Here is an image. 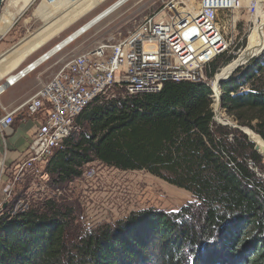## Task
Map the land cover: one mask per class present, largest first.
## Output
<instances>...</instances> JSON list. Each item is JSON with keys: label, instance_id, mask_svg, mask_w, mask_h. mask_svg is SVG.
<instances>
[{"label": "trees", "instance_id": "16d2710c", "mask_svg": "<svg viewBox=\"0 0 264 264\" xmlns=\"http://www.w3.org/2000/svg\"><path fill=\"white\" fill-rule=\"evenodd\" d=\"M210 94L203 82H166L155 93L99 98L46 166L62 183L93 160L145 170L194 201L94 227L54 200L3 212L0 264H264V180L252 168L261 172L264 149L213 122ZM221 107L264 143V56L221 83Z\"/></svg>", "mask_w": 264, "mask_h": 264}, {"label": "built area", "instance_id": "2783aa9c", "mask_svg": "<svg viewBox=\"0 0 264 264\" xmlns=\"http://www.w3.org/2000/svg\"><path fill=\"white\" fill-rule=\"evenodd\" d=\"M177 2L178 6L170 2L146 16L125 38L73 56L20 105L10 110L0 105V137L19 112L34 124L23 156L8 158L4 145L0 191H12V179L23 176L45 179L49 158L77 131V117L93 101L111 97L108 91L113 87L125 95H137L158 92L166 82H208L214 121L224 124L227 117L221 108L220 86L214 77H208L206 69L218 55L228 57L236 46V15L245 12L253 17L260 2L192 0V9L181 0ZM59 43L15 72L0 73V95L66 46ZM239 53L234 52L232 60ZM4 205L0 201V215Z\"/></svg>", "mask_w": 264, "mask_h": 264}, {"label": "rangeland", "instance_id": "374dc122", "mask_svg": "<svg viewBox=\"0 0 264 264\" xmlns=\"http://www.w3.org/2000/svg\"><path fill=\"white\" fill-rule=\"evenodd\" d=\"M7 1L3 0L0 13L4 10ZM115 1L30 0L19 11L14 8L12 12L16 16H13L12 23L6 30L1 31L0 29V73L5 74L12 69L15 72L22 68L41 53L82 27ZM177 1L180 0L125 1L73 39L34 72L29 73L14 85L7 86L0 95V105L6 107L7 110L20 105L73 56L91 51L99 45H110L125 38L142 23L146 16L157 13L170 2L175 3ZM181 1L185 4H193L192 0ZM236 18L237 29L233 32L236 37V46L232 51L230 50L228 57H219L213 65L211 64L206 69L209 78H213L224 65L237 61L248 45L256 41L252 17L245 12H239ZM234 52L240 53L237 56L235 55V59L232 60ZM263 56L264 48L248 59L247 62L244 61L245 64L241 67L238 66L237 69L241 72L245 71L251 62L259 61ZM227 59L229 61L224 64ZM204 83L210 85L208 82V84ZM219 90L221 91V87H219ZM244 91H247V89H244ZM108 93L111 97H114V95L116 97L126 96L118 87H113ZM211 103L212 99L210 102L212 120L215 124H218L214 121L216 112L213 110ZM222 112L223 116L227 117L223 120V125L239 129L240 126L236 124L232 116L225 110ZM23 115V112L17 113V118L11 126V130L7 129L0 137V156L7 136L14 133L16 125ZM31 128L34 129V124ZM245 131L248 136L249 132L255 134L254 131L247 129ZM29 133L26 135V140ZM255 135L259 138L258 134ZM259 141H261L260 138ZM253 144L255 146L254 142ZM255 148L257 149L256 146ZM9 155L17 157L23 156V153ZM262 165L261 172L255 167L252 168L264 180V157L262 158ZM12 182V191H0V201L5 203L1 207L2 213L14 214L39 207L42 204L46 205L48 200H54L63 207H73L78 222L85 227L114 223L116 220L125 218L132 211L148 208L176 211L187 202L194 201V196L190 191L170 184L145 170H120L98 160L84 164L80 176L65 183L56 182L50 174L45 179H33L27 175L23 178H17L15 181L12 179Z\"/></svg>", "mask_w": 264, "mask_h": 264}, {"label": "bare ground", "instance_id": "6f19581e", "mask_svg": "<svg viewBox=\"0 0 264 264\" xmlns=\"http://www.w3.org/2000/svg\"><path fill=\"white\" fill-rule=\"evenodd\" d=\"M127 0H116L113 4L105 8L99 14H97L94 18L86 22L82 27L78 28L63 40L60 41L59 45H67L71 40L77 38L80 34H82L86 29L90 28L92 25L97 23L99 20L107 16L109 13L114 11L119 5L124 3ZM259 6L257 7L256 14L251 18L253 23V29L256 35V41L253 44H249L247 49L243 51L242 55L237 61L229 62L219 69V71L214 75V82L221 87V83L226 81L233 71L237 68L243 66L248 59L256 55L260 50L264 48V0H258ZM180 3L176 2L175 5L178 6ZM187 6L192 9L193 4H187ZM187 7V9H189ZM1 11V10H0ZM253 32V31H252ZM1 34V33H0ZM223 56L218 55L216 58ZM215 58V59H216ZM214 59V60H215ZM213 60V61H214ZM212 61V62H213ZM245 61V62H244ZM240 62H244L243 64H239ZM238 64V65H235ZM239 66V67H238ZM217 79V81H216ZM221 100V98H220ZM249 138L259 147H264L263 141H259V138L252 132H249ZM264 149V148H263Z\"/></svg>", "mask_w": 264, "mask_h": 264}, {"label": "crops", "instance_id": "0c3cea01", "mask_svg": "<svg viewBox=\"0 0 264 264\" xmlns=\"http://www.w3.org/2000/svg\"><path fill=\"white\" fill-rule=\"evenodd\" d=\"M30 0H8L4 10L0 13V29L6 30L13 21V9L17 8L18 11L22 9ZM19 123L16 125L14 133L7 136V140L3 144L6 145L7 157L12 158L9 154L23 153L26 148V135L31 131L32 121L31 119L22 118L19 119ZM11 130V127L9 128ZM11 132V131H10ZM12 152V153H11Z\"/></svg>", "mask_w": 264, "mask_h": 264}, {"label": "water", "instance_id": "95a60500", "mask_svg": "<svg viewBox=\"0 0 264 264\" xmlns=\"http://www.w3.org/2000/svg\"><path fill=\"white\" fill-rule=\"evenodd\" d=\"M2 2H3V0H0V8H1V5H2ZM238 128H239L243 133H245V135H247L248 140H249L251 143H253V142L250 140L248 134H247L246 131H245V129L250 130V131H251V129L248 128V127H246V126H240V127H238ZM254 149L257 151V149L255 148V146H254ZM257 152H258V151H257ZM258 153H259V152H258Z\"/></svg>", "mask_w": 264, "mask_h": 264}]
</instances>
